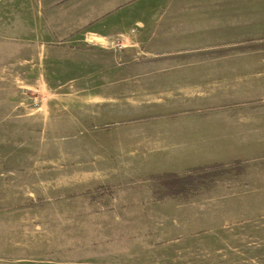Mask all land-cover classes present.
<instances>
[{
    "label": "rangeland",
    "instance_id": "obj_1",
    "mask_svg": "<svg viewBox=\"0 0 264 264\" xmlns=\"http://www.w3.org/2000/svg\"><path fill=\"white\" fill-rule=\"evenodd\" d=\"M219 6L206 4L205 17L199 6L176 12L173 25L159 21L138 44H107L95 49L98 57L51 77L81 86H39L38 75H17L15 86H0V99L13 98L21 107L19 118L32 109V99L97 97L71 107L74 118L65 115L42 129L36 147L91 149L117 167L119 156L105 152H117L118 145L136 148L139 158L143 138L164 137L167 148L174 136L179 147L174 163L130 156V168L119 170L120 185L110 190L100 184L79 191L54 180L42 186L38 159L14 171L22 174L19 182L0 169V264H264V0H222ZM25 142L26 133L0 128V164L6 167L11 148L22 152ZM246 152L254 155L187 167L173 187L153 177L160 173L146 176V187L141 175L186 159ZM9 165L27 164L20 156ZM145 188L150 200L142 197ZM77 196H89L108 218L86 224L83 212H63L87 209V201L74 202ZM67 214L79 220L55 218ZM87 227H96L95 234Z\"/></svg>",
    "mask_w": 264,
    "mask_h": 264
},
{
    "label": "crops",
    "instance_id": "obj_2",
    "mask_svg": "<svg viewBox=\"0 0 264 264\" xmlns=\"http://www.w3.org/2000/svg\"><path fill=\"white\" fill-rule=\"evenodd\" d=\"M222 0H0V86H15V76H35L42 79L39 86H81L77 84H68L66 82H54V78L61 72L67 71L79 61H85L88 57L95 56L94 51L100 50V47H106L111 43H122L135 45L139 43L141 36L146 37V29L166 22L168 25L175 20L177 12L187 11L193 7H202L204 9L203 17L210 15L206 11V4H211L214 9H222ZM183 15V14H182ZM207 19V18H206ZM173 25V24H172ZM97 44V45H96ZM106 44V45H103ZM122 46V45H121ZM108 47V46H107ZM128 47V46H127ZM129 48V47H128ZM128 48L120 49L127 51ZM119 51V52H120ZM59 80V78H58ZM84 90V89H83ZM86 91V90H84ZM87 95V96H86ZM97 98L91 94L70 95L61 99H46L41 104L31 106V110L24 112L26 117L16 116L19 104H16L13 98L0 99V128L7 129V133L22 131L26 133L29 146L25 142L24 150L11 148L10 159L23 157L26 160V166H13L5 163L6 167L0 164L2 172L8 173V178L20 181L22 174L14 173L15 170L24 171L30 169L31 161H42L39 163L41 173L38 174L42 179V186L52 185L48 181L54 180L55 186H77V189L92 188L96 185H104L110 190L111 187L120 185L121 178L118 176L119 170L130 168V156H136L137 160L146 161L148 155L156 157V160H164L167 163H174L177 155L176 149L177 137L169 136L166 140L172 141L165 148L164 137L155 136L154 139L143 138L144 144L139 158L136 155V148H126L118 145L117 152H105L109 155L119 156V166L114 162L107 163L108 158L101 152H95L88 149L85 153L81 150H64L62 147H53V145L42 144L36 147L35 140H42V129L54 127L60 120H65L63 116L74 118L71 107L82 104L83 101ZM20 103V102H18ZM68 110L67 113L65 111ZM24 116V114H22ZM19 123V124H15ZM39 126V131L34 132V128ZM30 134L34 135L30 139ZM163 139V140H162ZM177 139V140H176ZM191 142L188 140V143ZM195 143L194 141H192ZM19 147V146H18ZM205 152L208 150V142L204 139ZM221 147L213 145L211 149H220ZM44 149V150H43ZM46 149H49L48 155ZM166 149V151H165ZM29 154L33 158L29 157ZM230 153L223 154L229 155ZM210 157L199 161H190V159L178 162L181 165H169L165 167L147 169L148 172L141 174L144 176L146 185V176L165 171L180 172L187 167L202 164L210 161H224L231 158H242L253 156L254 154L235 153L231 157ZM237 156V157H233ZM88 161L93 164L87 165ZM94 161V162H93ZM103 162L107 165L105 168L95 165ZM10 171L12 174H10ZM71 173V174H67ZM0 177H4L0 174ZM34 177V175L32 176ZM70 178V182L68 181ZM68 181V182H67ZM19 185V183H17ZM110 187V188H109ZM145 188L143 199H151ZM8 195V194H7ZM14 199L17 197L19 202L25 201L23 197L8 195ZM89 196L81 198L75 197L74 202H80L83 199L88 202L85 210H62L66 213L75 211L83 212L82 218L87 222L97 219L106 220L105 210H94ZM90 202V203H89ZM94 204V202H92ZM42 212V211H40ZM65 213V214H66ZM28 217V215H24ZM58 222L68 219L79 220L77 217L55 215ZM80 220H82L80 218ZM37 224L34 225L36 228ZM96 227H87V234H95ZM92 249V247H91ZM109 263V262H104ZM143 264V262H142ZM148 264V263H147Z\"/></svg>",
    "mask_w": 264,
    "mask_h": 264
},
{
    "label": "trees",
    "instance_id": "obj_3",
    "mask_svg": "<svg viewBox=\"0 0 264 264\" xmlns=\"http://www.w3.org/2000/svg\"><path fill=\"white\" fill-rule=\"evenodd\" d=\"M213 164H217V163H210V164H203V165H198V166H194V167H190L188 168L190 169H200L202 167L208 166V165H213ZM156 179L161 180L162 184L164 186H168V187H173L174 185H176L179 181V173L174 172V171H165L162 172L160 174H156L153 176Z\"/></svg>",
    "mask_w": 264,
    "mask_h": 264
},
{
    "label": "built area",
    "instance_id": "obj_4",
    "mask_svg": "<svg viewBox=\"0 0 264 264\" xmlns=\"http://www.w3.org/2000/svg\"><path fill=\"white\" fill-rule=\"evenodd\" d=\"M30 104L33 105V106H35V105H37V102H36L34 99H32V100L30 101Z\"/></svg>",
    "mask_w": 264,
    "mask_h": 264
}]
</instances>
